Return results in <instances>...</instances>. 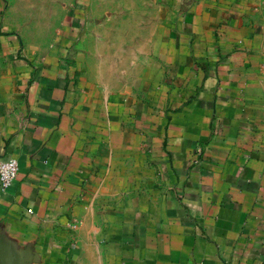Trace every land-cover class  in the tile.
<instances>
[{"label": "crops", "instance_id": "0c3cea01", "mask_svg": "<svg viewBox=\"0 0 264 264\" xmlns=\"http://www.w3.org/2000/svg\"><path fill=\"white\" fill-rule=\"evenodd\" d=\"M247 4L196 0L170 31L67 35L0 66V160L18 164L3 262L264 264V28L242 27Z\"/></svg>", "mask_w": 264, "mask_h": 264}, {"label": "rangeland", "instance_id": "374dc122", "mask_svg": "<svg viewBox=\"0 0 264 264\" xmlns=\"http://www.w3.org/2000/svg\"><path fill=\"white\" fill-rule=\"evenodd\" d=\"M221 2V0H208ZM240 1L241 0H230ZM240 22L264 28V0H242ZM196 0H0V66L16 59L43 58L64 37L80 48L93 43L94 32H167ZM81 38L82 42L81 43ZM83 45V46H84ZM64 47V46H63ZM86 56V54H84ZM41 60V59H40Z\"/></svg>", "mask_w": 264, "mask_h": 264}, {"label": "built area", "instance_id": "2783aa9c", "mask_svg": "<svg viewBox=\"0 0 264 264\" xmlns=\"http://www.w3.org/2000/svg\"><path fill=\"white\" fill-rule=\"evenodd\" d=\"M18 174V164L13 158L0 160V191L10 188Z\"/></svg>", "mask_w": 264, "mask_h": 264}, {"label": "water", "instance_id": "95a60500", "mask_svg": "<svg viewBox=\"0 0 264 264\" xmlns=\"http://www.w3.org/2000/svg\"><path fill=\"white\" fill-rule=\"evenodd\" d=\"M0 264H7V263L3 262L2 259H0Z\"/></svg>", "mask_w": 264, "mask_h": 264}]
</instances>
